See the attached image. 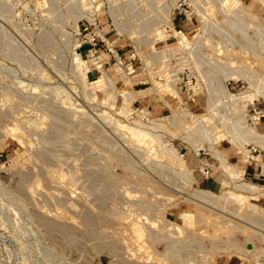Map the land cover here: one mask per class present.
I'll use <instances>...</instances> for the list:
<instances>
[{"label": "rangeland", "instance_id": "rangeland-1", "mask_svg": "<svg viewBox=\"0 0 264 264\" xmlns=\"http://www.w3.org/2000/svg\"><path fill=\"white\" fill-rule=\"evenodd\" d=\"M161 1L166 3L167 20V7L174 8L178 0ZM181 2L189 17L173 13L170 28L158 9L150 12L117 0L114 10L126 31L111 19L108 0H95L89 9L80 0H0V264L264 262V185L256 210H251L252 199L214 196L218 199L209 205L199 202L194 195L198 187L220 193L223 166L209 139L192 133L201 158L215 163L211 170L218 181L206 186L202 175L206 168H198L204 163L192 140L180 135L178 126L184 122L193 125L196 113H212L206 120L218 136L216 145L240 169L239 160L247 157L224 132L232 125L235 129L243 114L254 125L257 115L251 105L235 104L230 96H222L218 85L225 82L236 93L264 90V0ZM88 20L108 28L117 49L130 54V69L140 73L130 76L135 81L130 91L157 83L172 92V80L178 73L168 82L165 78L180 68L183 80L178 86L190 112L173 116L163 94L156 91L141 92L130 104L134 112L125 116L107 104L114 100L122 103L123 88H111L106 94L97 87L84 86L75 70L73 51L81 50L83 57L91 60L86 55L87 45L74 49L76 37L82 41L87 32L82 31V21ZM174 29L189 35L194 41L191 46L174 49L179 47L178 40L161 33H174ZM137 37L140 42H135ZM92 54L98 58L97 65L121 79L113 57L104 64L106 53ZM159 73L166 77L158 78ZM99 74L94 68L89 78ZM256 97L258 104L264 102L263 94ZM145 103H151V109ZM184 104H178L180 109ZM103 109L123 122L146 110L152 118L176 117L177 121L164 119L167 128L159 131L161 144L173 138L195 171L194 181L185 179L186 174H181L159 144L151 149L138 143L118 126L116 118H109L107 112L103 115ZM260 140L264 142V137ZM244 144L257 145L248 140ZM206 213L210 218L205 219ZM201 214L204 217L200 218ZM40 216H45L43 222ZM45 219L53 224L51 232ZM135 220L136 226L131 224ZM251 239L256 252L239 253Z\"/></svg>", "mask_w": 264, "mask_h": 264}, {"label": "bare ground", "instance_id": "bare-ground-1", "mask_svg": "<svg viewBox=\"0 0 264 264\" xmlns=\"http://www.w3.org/2000/svg\"><path fill=\"white\" fill-rule=\"evenodd\" d=\"M80 2L82 4V6H84L86 9L87 8L89 9V8L92 7L91 4L95 3V0H80ZM167 8H168L167 9V12H168L167 22L172 27L173 24L171 22V14H170V8H171V6L169 5ZM242 8H244V6H242ZM204 14L205 13H202V16H205L206 15V14L205 15ZM91 17L93 18L94 16H91ZM206 25L204 24L202 30H204V27H205V30H206ZM99 32L103 33L102 29H100ZM161 33L164 34V35L166 34V38L174 37V38H176L178 40V43H179L178 46L179 47H175L174 46V49H176V48H184V47L189 46V45L191 46V44L194 42L189 35H187L185 32H181V31H179L177 29H174V33H170V32H161ZM196 39H197V41H200V40H198L197 37L195 38V40ZM81 42L82 41L79 39V36H77L76 37V42L74 43V49ZM195 43H197V42L195 41ZM92 52H93V50H91L89 52V55L91 56V60L89 61L88 58L86 59V58L83 57L82 53L78 49L75 50V52L73 51V53L75 54V55L73 54L75 56V59L73 58V61L75 60L74 62H75V68H76V69L75 68L74 69L76 70V72H77V74L79 76V79L81 80V82L83 83V85L86 86V87H90V86L97 87L99 89L104 90L106 92V94H108V92H109L108 90L111 89V88L118 89V88L121 87V88H123V90H125V93L126 94L123 95L124 96V101L122 103L114 102L115 100L113 102L110 101V102L107 103L110 107H112L113 109H115V111L117 110L119 112H122L125 116H130V114L134 112L133 111V107L130 105L131 102H132V100L137 99L140 95H142L141 92H143V93L145 92L146 93V92H156L157 91V92L163 94L162 96L165 97L164 98V99H166L165 102L171 108V110L173 112V116H174L175 113L178 115L179 113L180 114H188L190 112V109H189L188 105H186L185 107H183L181 109L178 106L179 103H185V99L182 96V93H181L180 89L178 88V85L176 84L178 82V80H179V76H177L174 80H172V86L174 87L172 92H171L170 89H168V90L165 91V89L162 87V85L157 84V83H155V84H153L151 86H146V89L142 88V89L139 90V89H136V88H132L131 91H130V86H133V84H134L135 81L131 80L132 78H130V76L128 74L121 73V76L122 77H121V79L119 78L120 79L119 80L120 82H119L118 80L115 79V77L112 76V74L109 71H107V69L103 65H100V64L97 65V66L100 68L101 73L98 76H96L93 80H91L89 78V70L91 69L92 64H94V63L96 64L97 59H98L97 56H95V55L92 54ZM218 76L219 75H217V77ZM252 84H254V87H255V84L256 83L253 82ZM219 85H218V88L220 87L219 89H221L220 91H221V93H223L222 96L223 95L224 96H230L233 99V102H235V104L236 103H240V104L246 103L248 106H250L249 105V102L252 101V100H254L256 98V96H258L259 94H263L264 95V90L263 89H261V90L258 89L257 91H244V92H241V93H236V92L232 91L231 89H229L228 86H227V83H225V82L224 83H221ZM259 86L261 87V85H259ZM212 91L215 92L214 90L211 89L210 92L212 93ZM168 92H169V94H168ZM116 95H117V93H115V96ZM209 95H210V93H209ZM215 96L216 95L214 94L213 97L215 98ZM210 98L212 99V96ZM216 98H218V97H216ZM176 99H177V101L175 102ZM211 99L209 101L210 102V105L212 103V100ZM213 101H214V99H213ZM177 107H179V110L176 109ZM76 110H83V109L82 108H77ZM70 112H71V114H73L71 110H70ZM78 112H80V111H78ZM106 112H107L106 109H103L102 110V114L103 113H106ZM108 112L106 113L108 115V117L109 118L112 117L111 116L112 114L111 113H108ZM103 115H105V114H103ZM107 115H106V117H107ZM210 115L213 116L212 113ZM210 115H208V116H210ZM173 116L171 114H169V115H164V116H160V117L159 116H156V117H153L152 118V117H150L149 110H146L144 112L142 111L137 116L136 115L132 116V119L130 121H128V122H123L120 119H117L115 116H113V117H114V119L116 118L115 119V122H117L118 126L126 129L130 133V135H132V137L135 140H137L138 143L146 144L147 146L151 147V149H153L155 147V145L159 144L161 146L163 152H165V154H167L174 162H176L177 168L180 170V172H183L181 174H184V173L186 174V176H184L185 174L183 175L184 177H186L185 179H187V177H188V179H189L188 181H191V180L194 181V179L196 177L195 176L196 175L195 174V171H194L193 168H191V167L188 166L187 159L185 158L184 153L182 151H180L178 149V147L175 146V144H173V142H172L173 138L171 137V138H169V140L167 139L168 141L165 140L164 143L161 144V142L163 141V138L161 137V134H160L159 131L160 130L162 131L165 128H167V126L165 125L167 122L164 121V119L165 118H169V119L172 120L173 118H175V120L177 121L178 119H176V117H173ZM208 116H204V115H201V114L196 113V115L194 116L195 119L194 120L192 119L194 121L193 125H189L188 123H185V122L184 123H181V124H178V126H181V129H180V127H178L180 129V131H181L180 132V135H183L184 137H188L189 140H192V133L204 134L205 137H207L209 139V141H210V147H211V150H212L213 154L219 158V160H220V162H221V164L223 166L222 168H223V174H224V176L221 179L222 189H221L220 193H217L214 190H210V189L205 188V187H198V189H196V191L194 192L195 193L194 195L196 196L195 198L198 199L199 202L201 201L202 203H205L207 205H209L210 201L216 202L215 200L218 199V198H225V199H228V198L229 199L230 198H237V200L238 199H240V200L252 199V202L250 204L252 206L251 210H256V207H257V204H258V202L256 201V199H258L259 196L261 195V193H262L261 191L263 190V186L260 185V184H258V183H256V182H253V181L244 180L242 170L239 169L236 166L235 163H233L232 161H230L228 159V154L224 153L216 145V143L218 141V139H217L218 136H216L215 134L212 133L211 127L208 125V122L206 120V118ZM220 116L222 117V115H220ZM177 118H179V117H177ZM175 120H173V122L172 121L171 122L174 123ZM224 120H225V118H224ZM229 121H230V119H229ZM234 121L236 123V120H234ZM222 122H224V121H222ZM83 124H81L82 127L84 126ZM175 124H176V122H175ZM230 124L232 125L233 122L230 123ZM230 124H228V125H230ZM228 125H226V126H228ZM234 126H236V125H234ZM231 127H232V129L231 128L230 129L227 128L228 130L225 131L224 133H229L230 134L231 141L234 142L236 145L239 146V151L240 152H243L244 153L243 155L245 157L250 153V148L244 144V141H246V140H248V141L249 140L256 141V140H259V138L261 139V137H264V133L263 132H261L260 130H258L255 127V125L249 123L248 117H247L246 114H243V115H241L239 117V119H238V126L235 127L236 130L233 128V125ZM201 129H202V131H200ZM58 133H60V132H58ZM62 134H63V132L60 135H62ZM192 143L194 144V146H196V151L199 153L200 147L198 146V144L195 143V141H193V140H192ZM168 167L171 168L170 166H168ZM205 168H206V166H203L202 165L201 168H199V169L204 170ZM214 196L215 197H218V198L214 199ZM203 206L201 207L200 210H203V212L205 214L206 211H205V209H202ZM210 212L212 213V211H210ZM210 212H207V213H210ZM229 212H231V210ZM216 213H219V212L216 211ZM232 213H233V211H232ZM213 214L214 215H217L215 213H213ZM198 216H199V214H198ZM201 216L204 217V215L201 214L200 215V218H201ZM206 216L207 217H205V219L209 217V214H207ZM43 217L45 218V216H43ZM43 217L40 216V219L43 218ZM212 217H214V216L212 215ZM46 218H47V216H46ZM215 218H216V216H215ZM53 220H54V218H53ZM45 221H46V219H45ZM55 221L57 222L58 220H55ZM167 221H169L168 223L172 222L169 219L168 220L166 219V222ZM218 221L219 222H223V221H220V219H218ZM40 222H43V220L40 221ZM46 222H48V221H46ZM49 223L50 222L46 223L45 226L46 225H50V229H51V227H53L52 226L53 224H51L52 222L50 224ZM131 224L136 226L137 221L136 220L135 221H132ZM54 225H55V223H54ZM65 226H66V223H65ZM54 228H55V226H54ZM52 229L50 230V232L52 231ZM56 229H59L60 230L61 228H59L57 226ZM70 229L71 228L68 227V230L69 231H70ZM64 230H65V228H64ZM66 230H67V228H66ZM64 233H65V231H64ZM53 236H54V234H53ZM64 237H65V235H64ZM55 238L56 237H54V239ZM65 239H66V237H65ZM176 240H177V238H176ZM73 242H74V240H73ZM90 242H92V241H90ZM173 242L174 243H177L175 241H173ZM247 243H249V244L245 246V251L242 248H240V249H238L239 253H243V254L253 253L254 254V252H256V243H255L254 239H251V240L247 241ZM111 244L113 245L114 242L113 243L111 242ZM171 244H172V241H171ZM178 245H180V244H178ZM212 245H214V244H212ZM123 247H125V246H123ZM184 247H186V246H184ZM224 248H226V247H224ZM173 251H175V250H173ZM255 255H256V258H260V256L258 254H255Z\"/></svg>", "mask_w": 264, "mask_h": 264}, {"label": "built area", "instance_id": "built-area-1", "mask_svg": "<svg viewBox=\"0 0 264 264\" xmlns=\"http://www.w3.org/2000/svg\"><path fill=\"white\" fill-rule=\"evenodd\" d=\"M110 1H112V4H110ZM116 1L117 0H108V3H109V6H110V11H111V16L110 17H111V19H113L115 24L117 26H119V25H121L120 24L121 23V19H119L117 17L118 14H117L116 9L114 10V8L116 6ZM120 2L123 3V4H127L129 6L133 5L134 7L135 6L141 7L142 9H144L146 11H150V12L156 11L158 9V12L163 15V19L165 20V22H167L166 17H165V13H164V9H163L166 3L161 1V0H120ZM188 11L189 10L187 9V7H183V2H181V0H178V1L175 2L174 8H170L171 18H173V13L176 14L177 16L182 15L183 13L185 15H188L189 14ZM113 13H115V17H114ZM188 17H189V15H188ZM96 20L95 21L88 20V23H85V21H82L83 22L82 31H87V32H86V35H84V37L82 38V42L77 46V48H82L83 45H87V47H86V55H87V57H89L88 55H89V52L91 50H93V52L97 53V54L100 53V52L101 53H106V55H107L106 57L107 58L102 61L104 64L107 63L110 60L111 57H113V59L115 60V66H116V68H118V70H117L118 73H120V74L121 73H126L129 76H132L133 78H135L140 73L139 72H134L133 71L134 68L130 69V65L132 63V59L130 58V54L125 55L123 52L119 51L117 49L116 44H115V42H116L115 38L112 37V34H110L111 32L108 33L107 32L108 28L101 27L100 24H97ZM116 21H118V22H116ZM172 21H173V19H172ZM93 25L95 26V29L92 31V26ZM168 26H170L169 23H168ZM99 28L102 29L103 33L99 32V30H98ZM171 28H173V27H171ZM123 29L126 30L124 27H123ZM124 32L125 31H123L121 33H124ZM130 32H131V30H130ZM136 41L140 42L138 37L135 38V42ZM139 47H141V46H139ZM181 62H182V64L184 66L186 65V62L184 60L181 61ZM93 67L95 69H97L101 73L100 68L95 63L92 64V67L89 70V73L93 71V69H94ZM176 72L178 73V76H179V80L176 83L178 85V83L183 80V77H182L183 74H181L180 68H174L173 69V73L170 76H168V77L164 76V74H162V73H159L158 74V78L164 79L166 77L165 78L166 82H168L170 79H172L174 77V73H176ZM149 77L152 78V75L149 76ZM191 78H193V77H191ZM178 88H179V86H178ZM231 102H233L232 99H231ZM185 105H186V102H185ZM249 105L252 106L251 110H253V112L257 116L262 114V112L264 111V109L258 105V97H256L254 100L250 101ZM206 169H208L207 166H206ZM206 175H208L207 172H206ZM252 264H264V262L261 263V262L255 260V261H253Z\"/></svg>", "mask_w": 264, "mask_h": 264}, {"label": "crops", "instance_id": "crops-1", "mask_svg": "<svg viewBox=\"0 0 264 264\" xmlns=\"http://www.w3.org/2000/svg\"><path fill=\"white\" fill-rule=\"evenodd\" d=\"M145 104H146L145 106L150 108L151 103H145ZM258 105L264 109V102H260ZM253 122L254 125L257 122L256 123L257 127L261 130V132L264 133V111L262 112V114L257 116V121L253 119ZM249 141L256 142L257 145L250 147L248 146L250 148V153L246 156L247 158H244L243 160H239L240 169L243 172L244 178L253 182H257L261 185H264V142L260 139L256 141L253 140H249ZM198 156L200 157L201 163L206 164L208 168L206 169L208 175L206 174L204 175L202 173V175L204 176L205 185L212 187L218 181V179L214 177V172H212L211 170L214 167L215 163L205 162L201 158L202 154H199ZM228 159L231 161L229 155H228ZM222 264H226V263L223 262Z\"/></svg>", "mask_w": 264, "mask_h": 264}]
</instances>
